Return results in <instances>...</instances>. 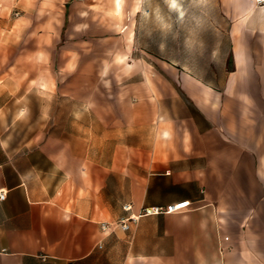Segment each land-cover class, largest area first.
Instances as JSON below:
<instances>
[{
	"label": "crops",
	"instance_id": "obj_1",
	"mask_svg": "<svg viewBox=\"0 0 264 264\" xmlns=\"http://www.w3.org/2000/svg\"><path fill=\"white\" fill-rule=\"evenodd\" d=\"M11 9L31 32L32 88L93 124L20 150L0 135V264H264V4L221 5L229 42L202 61L134 55L145 13L120 2Z\"/></svg>",
	"mask_w": 264,
	"mask_h": 264
},
{
	"label": "rangeland",
	"instance_id": "obj_2",
	"mask_svg": "<svg viewBox=\"0 0 264 264\" xmlns=\"http://www.w3.org/2000/svg\"><path fill=\"white\" fill-rule=\"evenodd\" d=\"M256 1L264 4V0ZM119 2L124 10L140 8L145 13L138 40L141 51L136 41L134 55L145 51L177 61H202L210 48L216 51L223 37L229 42L230 20L219 8L231 0H93V12L113 11ZM22 17L11 9V0H0V135L11 136L19 150L41 136L80 133L93 124V115L75 109L73 101L32 88L28 73L33 48L25 41L31 32L23 30ZM101 34L96 29L93 38ZM97 39L95 48L101 50Z\"/></svg>",
	"mask_w": 264,
	"mask_h": 264
},
{
	"label": "built area",
	"instance_id": "obj_3",
	"mask_svg": "<svg viewBox=\"0 0 264 264\" xmlns=\"http://www.w3.org/2000/svg\"><path fill=\"white\" fill-rule=\"evenodd\" d=\"M6 197V193L1 191L0 192V200H4ZM190 202H180L176 204H171L166 207H150V208H144L142 212L139 215H132L130 218L121 220L117 225L121 227L124 231H129L131 227L138 222V220L142 216H155V215H161V214H173L178 213L189 207ZM130 206L126 205L125 210H129ZM102 229L106 230L109 225L108 224H102Z\"/></svg>",
	"mask_w": 264,
	"mask_h": 264
}]
</instances>
